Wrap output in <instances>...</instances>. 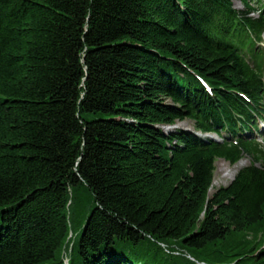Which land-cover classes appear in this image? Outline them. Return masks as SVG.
<instances>
[{
  "label": "trees",
  "instance_id": "obj_1",
  "mask_svg": "<svg viewBox=\"0 0 264 264\" xmlns=\"http://www.w3.org/2000/svg\"><path fill=\"white\" fill-rule=\"evenodd\" d=\"M232 1L0 0V264H264V146L195 134L259 105Z\"/></svg>",
  "mask_w": 264,
  "mask_h": 264
},
{
  "label": "rangeland",
  "instance_id": "obj_2",
  "mask_svg": "<svg viewBox=\"0 0 264 264\" xmlns=\"http://www.w3.org/2000/svg\"><path fill=\"white\" fill-rule=\"evenodd\" d=\"M262 2L264 3V0H262ZM233 5L237 9L243 8L242 4L239 1H234ZM255 7H257L256 4H255ZM171 127H174L173 128L174 130H176V129H191L192 128V121L189 119H184L182 121H177L172 126L165 125L162 127V129H163V131L168 132V131H170ZM205 137H211V136L208 135ZM215 138H216V136H215ZM216 139H219V138H216ZM242 160L244 161V164L241 166H238V168H237L236 167L237 164L231 165L223 159H218L216 161V170H215L214 180H213V184H212V188H211L210 192H213L215 189H217L220 186L227 185L231 181V179L235 176L237 171L240 168H242L243 166H245L246 164H248L250 161L248 156H244V158H242ZM223 168H225V169H223ZM226 171L227 172L230 171L232 173V175H230L228 177L223 176L224 172H226Z\"/></svg>",
  "mask_w": 264,
  "mask_h": 264
},
{
  "label": "bare ground",
  "instance_id": "obj_3",
  "mask_svg": "<svg viewBox=\"0 0 264 264\" xmlns=\"http://www.w3.org/2000/svg\"><path fill=\"white\" fill-rule=\"evenodd\" d=\"M177 126H178V125H177ZM173 128H174V127H171L172 130H173ZM171 129H170V130H171ZM254 132H255L256 134L260 135V136H264V134H263L262 132L259 133V131H257V130L254 131ZM205 136H208V135H203L202 138H204ZM210 136H211V137H214L212 134H210ZM243 164H244V161L241 160V161H239V162L237 163V166H236V167L238 168V166H241V165H243ZM223 169H225V168H223ZM230 175H232V173H231L230 171H228V172L226 171V172H224V174H223V176H225V177H228V176H230Z\"/></svg>",
  "mask_w": 264,
  "mask_h": 264
}]
</instances>
